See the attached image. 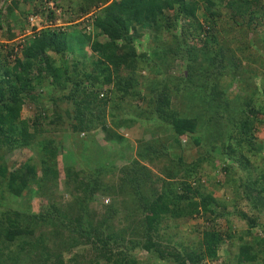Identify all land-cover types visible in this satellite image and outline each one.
<instances>
[{
  "label": "trees",
  "instance_id": "16d2710c",
  "mask_svg": "<svg viewBox=\"0 0 264 264\" xmlns=\"http://www.w3.org/2000/svg\"><path fill=\"white\" fill-rule=\"evenodd\" d=\"M10 1L0 6V29L17 8V1ZM71 1L53 0L75 16L88 17L86 34L45 27L19 49L0 43V264H158L139 261L137 249L160 264H202L219 258L221 244L226 245L217 264H264L259 215L264 213V143L252 140L253 130L264 125V62L243 67L233 53L249 48L264 53V0H75L72 7ZM45 14L56 20L52 11ZM14 36L9 31L5 39ZM223 61L233 72L230 78L244 72L236 91L219 83L226 72ZM144 69L149 90L140 95L137 76ZM126 96L148 97L151 116L144 121L171 127L173 140L140 142L129 164L118 169V186L93 176L79 155L74 164H62L54 133L103 131L107 106L110 118L121 114L116 125L123 123L128 115L118 106ZM28 101L36 111L21 118ZM202 126L218 140L231 139L222 147L236 154L222 166L221 195L200 181L198 158L186 160L179 152L181 136L200 143ZM87 143L84 139L83 148ZM15 150L22 157L7 163L4 155ZM161 157L162 187L145 195L142 186L151 188L157 180L150 179L143 160ZM59 180L70 194L66 203L55 194ZM127 188L137 201L133 224L112 228L108 205L98 219L89 211L96 191L116 198L117 190ZM20 196L25 205L15 201ZM243 200L249 213L234 208ZM31 204L39 210L29 209ZM227 214L237 218V231L229 228ZM190 217L209 228L200 231L197 224L192 245L172 242L173 233L166 230Z\"/></svg>",
  "mask_w": 264,
  "mask_h": 264
},
{
  "label": "rangeland",
  "instance_id": "374dc122",
  "mask_svg": "<svg viewBox=\"0 0 264 264\" xmlns=\"http://www.w3.org/2000/svg\"><path fill=\"white\" fill-rule=\"evenodd\" d=\"M1 1V0H0ZM17 1V8L15 7L12 9V18H7V24H3L2 28L0 29V43L3 44V47L11 46L12 44L16 48L22 47L23 44L26 42L27 38L31 36V34L37 32L40 28H52L63 30L66 33H70L75 35L76 33H83L86 34V23L88 20L87 16H75L73 11L63 7H58L54 4L53 0H16ZM51 1L52 8L47 7V12L52 11L53 13L55 9H59V12L56 13V20L53 21L48 17V14L45 15L46 11V4L45 2ZM74 1H71L70 6L72 7ZM9 2H11L9 0ZM8 1H1L0 6L4 7L7 4L9 5ZM3 4V5H2ZM7 5V6H8ZM36 7L38 12L32 13L31 10ZM4 10V9H2ZM202 11H198L196 13L197 19L199 21L202 20ZM29 15L34 16L31 21L28 20ZM13 18L17 20L14 21ZM19 22V23H17ZM17 23V24H16ZM21 23V24H20ZM206 26L205 24L203 25ZM260 30V29H259ZM13 32L15 34L14 38L11 40H6L5 35L8 32ZM77 35V34H76ZM234 37H237L234 36ZM229 40V37H227ZM236 39V38H233ZM144 40V38H143ZM154 43L152 41L148 42V45L151 46ZM232 48L234 45H230ZM87 51V50H86ZM150 52V50H147ZM233 53L240 59V63L243 64L242 66L245 67V64L248 63L252 65V67H256L258 63H263L264 60H259L262 52L260 50H254V48H249L244 52H240L239 50H233ZM96 54V53H95ZM86 55V53H85ZM257 55V57L255 56ZM264 56V53L262 54ZM224 70L226 71L223 73L222 77L223 80H220L221 86L225 84L227 86V92L236 91V80L239 78H244V72L242 71L241 78L239 77L238 73L234 74L233 77H229L228 73H232V70L228 68V62L223 61ZM174 71V70H171ZM235 71V70H234ZM264 72V71H263ZM231 75V74H230ZM137 83L138 87L142 88L140 93H146L149 90L148 81H150V75L148 74L147 70H141L137 76ZM143 82V83H141ZM239 84V82H238ZM237 84V85H238ZM104 88V85L103 87ZM104 90V89H102ZM100 92V91H99ZM104 92V91H102ZM230 96V95H229ZM148 97L145 100H142L140 96L134 97H127L124 98V101H121L118 110L121 113H126L128 115L127 120L123 123L117 124V119L121 114L114 113L113 116L110 118L109 112L111 110L107 106L105 108V127L103 131L100 129L94 128L92 131L87 135L84 131L79 132L78 134H66L65 132H61V130L56 131L54 135L60 138V154L58 155V160L62 164H74L76 158H73L75 155H79L81 157V162L89 172L94 173V175H98V179L101 180L104 184H113L114 186H118L116 179V175H118V169L122 166H127L130 162V159L135 156V151L137 146L140 142L145 141H154V143H166L168 140L172 141L174 137V130L171 127H164L163 123L157 122H146L144 121L145 118L150 117L151 109L147 107ZM47 103V102H46ZM48 108V107H47ZM114 111V109H112ZM36 111V106L32 102H24L21 108L20 117L21 118H30L34 112ZM112 111V113H113ZM118 112V111H116ZM119 112V113H120ZM150 123V124H149ZM157 123V124H156ZM208 126H202L200 132L197 136L200 139V143L195 144L193 138L181 136L179 140V147L182 148L179 152L183 153L184 156L189 158L199 160V177L200 181L203 182L205 188L216 190V194L221 195L222 190L219 189L220 180L225 179V172L222 169V166L228 161L229 157L236 154H230V150L226 145V149L229 150L227 153L226 149L222 147V144H227L232 142L231 139H227V137H221L218 140L217 134ZM101 128V127H100ZM93 133V134H92ZM113 135V136H112ZM115 135V136H114ZM86 136V137H85ZM117 136H121L122 139H118ZM258 140V142L264 143V125H259V128L253 130L252 132V140ZM86 139L88 141L87 145L83 148V140ZM139 141V142H138ZM222 142V143H221ZM141 151V150H140ZM74 156V157H75ZM22 155L20 154L19 150H15L4 155V159L7 163L13 162L12 160H19ZM253 158V157H252ZM165 159L158 158V159H149L143 160V163L150 171V179H156L153 181L154 185L151 188H146L145 185L142 186L141 191L147 195L154 188H161L162 184L159 178L162 176L161 168H163ZM253 160V159H252ZM259 161V160H258ZM97 168V170L95 169ZM160 168V169H159ZM235 171L237 175L243 176L245 171L239 168V166L234 165ZM100 169V172L98 173ZM214 175L215 178L207 179L206 176ZM149 185V181L147 182ZM126 190V191H125ZM125 190H117V197L111 198L107 194L102 193L101 191H96L91 197L89 202V211H95V215L97 219L103 214L107 205L110 206L112 209V214H110L109 222L112 228H121L126 226L127 224L131 225L136 221V215L138 212L136 210V203L135 194L131 191V189ZM55 194L58 195V200L62 203H66L70 200V194L65 191L64 187L61 184V180H59V185L55 188ZM224 195V194H223ZM222 195V196H223ZM228 196V194H227ZM114 199V200H113ZM16 202H20L21 204L25 203L24 196H20V198H16ZM23 205V206H24ZM240 208L245 212L249 213L251 206L247 204L244 200L240 201L237 204V207ZM31 210H39L38 204H31L29 207ZM235 210V209H233ZM260 220L264 221V213H260ZM139 217V215H138ZM225 218L228 219V226L232 229V231H237L239 227L237 224V218H234L233 214H227ZM219 219L214 221V224H218ZM200 225V231L209 228V225H206L205 221L197 217H190L186 218L184 221L179 223L176 228L170 227L166 230L167 233H173L172 242H181L184 245H192L193 241H195V237L198 236V230L196 225ZM110 227V226H109ZM163 232L162 229H159V233ZM199 231V232H200ZM164 234V233H160ZM129 237V236H128ZM226 245V244H225ZM224 244L220 245L218 249V259L212 260H205L202 264H217L219 262L220 257L222 256L223 248H225ZM175 248H177L175 246ZM134 256L140 261H145L148 263L157 262L158 264L161 261L157 260L156 258L149 255L146 251L137 249L134 251ZM223 258V256H222Z\"/></svg>",
  "mask_w": 264,
  "mask_h": 264
},
{
  "label": "built area",
  "instance_id": "2783aa9c",
  "mask_svg": "<svg viewBox=\"0 0 264 264\" xmlns=\"http://www.w3.org/2000/svg\"><path fill=\"white\" fill-rule=\"evenodd\" d=\"M45 4H46V8H45L46 11H45V12H47V7H48V8H52V3H51V1H47V2H45ZM54 12H55V14L58 13V12H59V9H55ZM45 15H46V14H45ZM33 17H34V16L29 15L28 20L31 21V20L33 19Z\"/></svg>",
  "mask_w": 264,
  "mask_h": 264
},
{
  "label": "clouds",
  "instance_id": "9594fccd",
  "mask_svg": "<svg viewBox=\"0 0 264 264\" xmlns=\"http://www.w3.org/2000/svg\"><path fill=\"white\" fill-rule=\"evenodd\" d=\"M7 1H9V0H7ZM100 95H101V94H100ZM100 95H99V96H100Z\"/></svg>",
  "mask_w": 264,
  "mask_h": 264
}]
</instances>
